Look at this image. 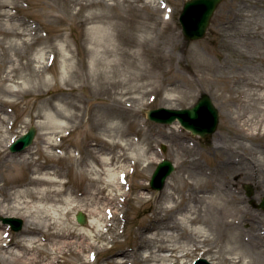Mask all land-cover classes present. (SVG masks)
Wrapping results in <instances>:
<instances>
[{
  "label": "bare ground",
  "instance_id": "1",
  "mask_svg": "<svg viewBox=\"0 0 264 264\" xmlns=\"http://www.w3.org/2000/svg\"><path fill=\"white\" fill-rule=\"evenodd\" d=\"M100 1L92 0V3ZM163 1L167 0H147L144 9L152 11L146 16H141L134 4L127 6L136 12L127 27L121 23L126 17L125 11L86 17L82 23H91L86 37L89 45L80 47L77 61L68 51V41L55 47V54L64 53L63 73L68 88L63 91L68 98L57 104L54 93L35 107L34 114L30 111L32 119H39L40 140L17 154L8 153V149L26 133L21 130L20 135L12 136L13 130L20 129L24 120L6 115L4 106L11 100L0 91V157L5 156L0 175L8 163L27 170L22 179H5L1 183L0 177V218L23 220L19 231L0 221V264H175L168 263L173 258L176 262L191 264L188 257L194 251H200L201 256L218 257L219 254L234 258L232 256L243 249V236L252 242L264 233V213L247 205L257 199L252 197L249 201L236 189L239 178L251 179L250 173L238 172L236 168L246 154L228 143V138L239 145L257 141L261 156L256 161L244 158L250 159L256 168H263L264 22L242 32L239 28L242 19H249L251 15L242 7L224 6L225 11L219 14L221 40L217 56L222 59L220 63L215 66L198 51L193 52L192 58L193 72L201 75L205 82L211 79L215 93L224 99V131L217 132L218 138L208 155L226 154V158L208 170L202 165L200 146L172 135L170 141L188 156L178 160L186 166L174 173L156 197L146 192L149 188L144 182L134 185L137 174L147 175L150 171L153 157L148 155L152 149L147 134L140 129L134 133L127 129L138 124L135 102L140 101L143 107L145 97L163 91L141 60L144 50H158L159 45L153 42L157 37L155 26L162 21L164 28L170 25V4H162ZM126 2L120 0V4ZM11 3L15 12L4 10L9 3L0 0V35L20 40L11 41L7 46L0 42V47L14 50V56L21 60L24 56L21 47L33 45L40 36H37V27L18 15L16 0ZM119 7L113 3L109 9ZM161 10L163 14L158 16ZM236 38H243L242 45L252 51L241 52L234 44ZM47 52L44 50L39 58L30 62L45 63L49 59ZM14 61L9 58L11 64ZM256 63H260V67L254 69L257 77L246 75ZM48 64L34 67L36 76L20 82L17 81L18 67L14 64L0 79V87L9 83L8 94L23 96L28 92L24 84L38 77L39 86L45 89L49 85L44 76ZM81 90L87 98L80 94ZM166 90L168 94L177 91L170 87ZM103 95L116 97L118 104ZM83 121L103 126L104 130L95 134L96 142L87 143L76 153L64 146V139ZM245 148L253 151L247 145ZM47 158L64 164L50 165ZM189 169V175H185ZM72 171L84 179L78 188H73L68 180ZM229 171L237 172V176L227 175ZM133 202L139 207L146 205L150 213L141 220L143 224L137 229L134 249L116 251L118 238L125 235L127 221L122 222V218L125 219L128 212L126 205ZM79 211L88 217L85 224L76 218ZM101 254L105 257L100 259Z\"/></svg>",
  "mask_w": 264,
  "mask_h": 264
},
{
  "label": "rangeland",
  "instance_id": "2",
  "mask_svg": "<svg viewBox=\"0 0 264 264\" xmlns=\"http://www.w3.org/2000/svg\"><path fill=\"white\" fill-rule=\"evenodd\" d=\"M11 1L12 0H7L9 4L6 8H4V10L8 9V11L15 12L16 9L13 8ZM127 1L128 2H126V4H120V0H101L100 2L94 4L92 3V0H81L80 3L76 0H16L18 15L29 24L37 27V36H40V40L31 46L24 45L21 47L20 51L24 55L21 60H18L17 56H14V50H6L1 46L0 60L2 64L0 66V79L3 75H6V72L9 71L14 64L18 67L19 76L17 81L20 82L31 75L33 77L36 76V73L32 70L34 67L39 68L40 65L44 66L49 63V66L44 71V76L48 79L49 85L48 87H45V89H42L39 86L41 79L35 77L36 79L24 84V87H27L28 92L23 96L8 94L6 88L9 83L4 84L3 86L1 85V93L5 98L11 100L4 106V109L8 112L6 115H10L13 118L21 117L24 120L20 129L13 130L12 136L15 137L20 135L22 132L21 130H26L27 132L32 126H35L37 128V135L34 142L39 141L41 133V129L37 126L39 119H32L30 111H33L34 114L35 107L46 102L47 99L54 93H56L54 101L57 104H60L61 99L68 98L67 93L63 91V88H68L65 84V76L63 73L66 67L63 55L64 53L62 51L55 54V47H61L62 44L68 41L70 43L68 51L70 50V52H72L75 61H77L80 47L82 45H89L88 41H86V37L90 32L91 23H82L86 17L94 14H98L100 16H105L107 14L112 15L125 11L124 14L126 17L121 20V23L127 27L133 22L136 13L135 10H133V12L130 9L131 6L127 9V6L130 4L137 6L138 12L141 16H146L152 11L151 8L144 9L147 0ZM185 1L186 0H167L162 2V4H165L166 2L170 4L172 15L170 25L164 28L162 21L161 24L155 26V36L157 37L153 42L159 45L158 50H144L141 55V60L144 62L146 70L149 68L150 72L155 76V79H153L155 84L163 87V91L160 93L155 92L150 96L145 97L144 101H146V103L143 107H140V101L135 102V109L139 111L137 120L138 124L131 126L130 129H127L133 133L138 132L139 129L143 130L151 141L152 150H150L148 154L153 157L151 169L147 175L137 174L134 179V185L139 182H144L149 188L146 192L155 197L160 194L161 190L154 189L150 185V179L157 167V164L162 159H169L175 164V170L167 179L168 181L177 170L186 166V164H179L178 160L188 158L187 154L183 153L181 149L178 148L176 143L170 141L169 136H179L180 139L186 143H194L200 146L199 148L202 151V165L208 170H211L217 162L226 158V154H222L220 156L216 154L213 157L208 155V152H210V149L214 146L215 138H218L217 132L222 133V131H224L225 105H223L224 99L215 93V88L211 79L210 81L205 82L203 81L201 75L193 72V52H200L215 66L220 63V60L222 59L217 56V46L221 40V29L218 26L220 24L219 14L222 11H225L224 6L242 7L250 12L251 15L249 19H242L241 24L239 23V28L242 32L250 28L255 29L257 23L264 22V0H225V2H223V4H221L215 12L205 36L198 40H187L183 34L182 25L179 20ZM113 3H117L120 7L118 9H109L113 6ZM159 6H161V2L159 3ZM162 14V10L158 12V16ZM136 35H138V33H136ZM18 40L20 39L17 37L6 38L4 35H0V42L4 43L6 46L9 45L11 41L17 42ZM244 41L245 40L243 38H236L234 39V44L241 52L248 54V51H252V49H247L243 46L242 44ZM252 42L256 43L255 41ZM44 50L49 51L47 52L49 59H46L45 63L41 64L39 62H30L35 58H39ZM231 57L236 59L234 55ZM241 57H245V54H241ZM9 58H14L16 61L11 64L9 62ZM256 64L251 65L252 69H248L246 75L257 77V71L255 73L254 69L257 68L256 66L260 67V63ZM169 82L172 83V85H168ZM167 87L176 88L177 91L173 92V94H168L166 90ZM80 94L87 98V95L83 90L80 91ZM203 94H208L212 98L220 114L216 132L208 135L207 137L194 134L190 130L183 127L179 122L164 124L152 121L148 118V111L153 108L192 107L198 102L199 98ZM172 96L174 99H171ZM102 97L107 99L109 98L108 100L111 103L118 104L117 102H119L116 100V97L111 95H103ZM92 126L94 125H92L91 122L84 123L83 121L82 125L71 129L68 137L64 139V146L69 150H75L77 151L76 153H79L78 148H82L87 143L96 142L95 139L97 138L95 134L101 133L104 130V127L94 126L93 129ZM131 137H135V135L131 134ZM224 138L227 139V137ZM158 140L162 142L160 143ZM228 140V143L231 146L236 147L238 150H242L246 154H241V162L236 165V168L239 169L238 172L245 171L251 175V179L248 180L239 178L238 182H236V189L241 192L244 198H248L249 201L252 197H255L257 201L247 204L248 207L264 213V208L260 207L264 198V171H262L264 163L263 168H256L250 160L252 159L253 161H256L257 157L259 158L261 156L260 153H258L260 151L258 142L248 141L244 142V145H239L238 142H236L239 145L237 146V144L231 141L230 138H228ZM245 145L253 148V151L250 152L247 150ZM51 150L57 155L61 154V152L56 149ZM8 153L17 154L19 152H12L9 147ZM244 157H249L250 159H245ZM4 158L5 156L0 157V166L4 164ZM46 160L48 164L56 167L64 164L57 159L47 158ZM189 172L190 169L185 173V175H189ZM26 174V167L11 165L10 163L5 164L3 167V173L0 175L2 181L1 183H4L5 179H22ZM227 175L237 176V172L229 171L227 172ZM142 176L144 177L142 178ZM68 180L73 188H78L80 184L84 183L82 175L76 171H72L69 174ZM249 186L252 190L251 194H249ZM126 208L128 209L126 218H122V222L127 221L125 235L118 238L119 242L116 244L114 250H128L131 252L136 245V238L138 237L137 229H139V226L143 224L141 222L143 217L150 213V208L146 205L139 207V205L137 206L134 202L130 205L127 204ZM0 221L4 222L3 218H0ZM122 222L119 230L122 229ZM243 237V249L240 251V254L233 255L232 257L234 258L227 259L223 255L219 256V254L218 257H214L209 254L201 256L199 254L200 251H194L188 257V262L192 263L197 257H206L217 264H264V233L252 242H250V239L248 240V238L245 239V236ZM103 257H105V254H101L99 256L100 259ZM174 262L175 264H183L182 261L176 262L175 258L170 260L168 263Z\"/></svg>",
  "mask_w": 264,
  "mask_h": 264
},
{
  "label": "water",
  "instance_id": "3",
  "mask_svg": "<svg viewBox=\"0 0 264 264\" xmlns=\"http://www.w3.org/2000/svg\"><path fill=\"white\" fill-rule=\"evenodd\" d=\"M223 0H187L182 10L180 21L183 32L187 39H200L204 36L210 20ZM149 117L155 121L163 123H172L179 119L180 123L186 128L207 136L217 129L219 122V112L208 94H204L192 108L171 109L158 108L149 111ZM36 128L32 127L28 133L20 137L12 146V151H21L30 145L36 135ZM175 166L173 162L166 159L159 163L156 168L151 184L154 188L161 189L165 185L167 177L173 172ZM264 208V200L261 204ZM78 220L81 223L86 222L83 212L78 213ZM5 221L13 223L16 230L22 226V220L19 218H6ZM194 264H215L207 258H198Z\"/></svg>",
  "mask_w": 264,
  "mask_h": 264
}]
</instances>
